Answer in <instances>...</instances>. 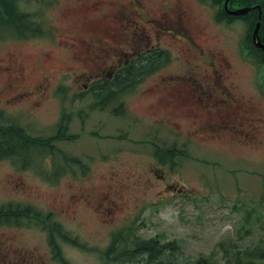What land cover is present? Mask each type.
<instances>
[{"label":"rangeland","instance_id":"rangeland-1","mask_svg":"<svg viewBox=\"0 0 264 264\" xmlns=\"http://www.w3.org/2000/svg\"><path fill=\"white\" fill-rule=\"evenodd\" d=\"M40 3L23 9L43 35L0 38V124L31 139L54 137L61 120L66 129L55 149L0 161V206L35 215L0 225V264H105L125 230L209 264L264 245V67L241 47L245 23L217 22L211 0ZM145 48L166 55L158 69L95 106L85 74L107 78ZM44 76L49 88L33 89ZM190 89L224 91L239 118L206 115ZM220 118L230 127L210 129Z\"/></svg>","mask_w":264,"mask_h":264},{"label":"trees","instance_id":"trees-1","mask_svg":"<svg viewBox=\"0 0 264 264\" xmlns=\"http://www.w3.org/2000/svg\"><path fill=\"white\" fill-rule=\"evenodd\" d=\"M33 1L43 3L46 0H0V38L28 39L44 34L45 29L35 20L34 13L26 12L23 9L27 3ZM200 1L204 2L206 0ZM223 2L224 0H211L212 5L217 6L219 10L216 19L227 23H231L234 19L242 20L246 26L243 40L244 48L262 63L264 53L253 44L251 33L259 21L258 38L264 44V0H229V8L237 5V7H252L244 16L240 17L226 15L223 10ZM165 56L162 54V59ZM162 59L156 54L146 55L140 61L134 62L123 69L112 83L107 82L101 85L99 89H108L110 86H114L116 89H130L138 78L156 70L159 62H163ZM65 129L66 125L62 121L55 137L31 139L21 126L0 124V161L12 159L16 163L20 162L23 158H27V155L22 150L28 145L31 149H40L45 146L53 149L54 147L49 144L53 140L64 136ZM9 137L15 139L20 146H23V149L13 146L21 155L18 156L9 149L6 142V140L10 139ZM158 154L156 153V156L160 158L161 156ZM18 210L21 209L18 208ZM30 210L26 208L22 210V214L26 216ZM16 216H18L17 209H9L7 206L0 207V223L7 224L12 217ZM102 257L105 264L109 262H114V264H209L206 258H192L184 255L173 242L161 244L156 239H140L133 236L128 230L119 231L112 235L111 243L108 249L102 252ZM232 258L233 264H258L264 262V245L238 251Z\"/></svg>","mask_w":264,"mask_h":264},{"label":"flooded vegetation","instance_id":"flooded-vegetation-1","mask_svg":"<svg viewBox=\"0 0 264 264\" xmlns=\"http://www.w3.org/2000/svg\"><path fill=\"white\" fill-rule=\"evenodd\" d=\"M135 4L136 5H140L139 2H137V1H135ZM154 37L158 38V36H154ZM68 43L69 42H66V46L68 45ZM71 45L73 46L74 44L71 43L70 47H72ZM145 49H147V48H145ZM138 54L139 53H137V55ZM135 57H136V55H133V57H131L129 60H126L125 63L128 64ZM83 58H84L83 55H76L75 59L77 61H80ZM89 61H90V59H86V58L83 59L84 63H87ZM118 68L116 66L114 68L115 70L111 69L109 71L107 77L110 78V79H112V78L115 79V77H118V73H119V69ZM93 74H94L93 70H91L90 74H85V75H88V78L86 79L87 83L84 84L83 87H84V89H94L93 91L96 93L98 91H96L95 87L98 84V81L100 80V77L93 76ZM21 77H22V75H21ZM49 86H50V82L48 81V78L44 76L38 84L33 86V89H37V90L39 89V90L42 91L43 89H48ZM97 90H110L111 92H116L119 89H116L114 86H111V87H109V89H97ZM93 91H91V93H89V94L92 95ZM207 93L209 94V99L210 100H207L208 99ZM223 93H224V91H222V90L219 91V92H214L213 93L212 91L205 92V91H201L199 89H190L189 91L184 92V94H187L190 98H195V100H197L199 103H201L200 101H202L203 104H206L205 107L207 105L209 106V107L204 108V113L206 115L209 114V116L213 115V116H220V117H222L224 115H226V116L228 115L229 119L237 120L239 118V116H240V112H239L238 107L235 106L232 109H229L228 111H226L224 106L227 103V101H225V98L221 97V95ZM180 94H183V93H180ZM216 95H219V96L216 97ZM13 97L16 98L15 95H13ZM97 97L100 98V94H98ZM109 98L110 97L107 96V95H103L101 97V99H103V100L104 99L105 100H109ZM204 98H207V99H204ZM97 103H98V101H97ZM189 110H193V109L190 108ZM224 111H226V113ZM228 112H229V114H227ZM198 115H201V114H198ZM198 115L195 114V117H197ZM228 121L229 120H225L224 118H220V122H209L208 125H209L210 129L215 130V131L219 129V131L221 132L222 129L225 126H227L226 128L230 127L228 125V123H227ZM167 188H169V189L171 188L172 190L176 191V189L174 187L172 188L171 186H168ZM11 262H12V260H10L8 262V264H10ZM14 264H28V262H26L25 260H17V261L14 262Z\"/></svg>","mask_w":264,"mask_h":264},{"label":"water","instance_id":"water-1","mask_svg":"<svg viewBox=\"0 0 264 264\" xmlns=\"http://www.w3.org/2000/svg\"><path fill=\"white\" fill-rule=\"evenodd\" d=\"M227 2L228 0H225V3H224V9L225 11L230 14V15H244L249 9L248 8H243V9H237V10H234V11H230V10H227ZM258 30H259V21L256 23V26L252 32V40L255 44V46L259 49H261L263 52H264V44H261L259 38H258Z\"/></svg>","mask_w":264,"mask_h":264}]
</instances>
